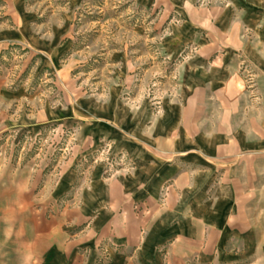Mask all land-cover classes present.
<instances>
[{
    "label": "crops",
    "instance_id": "obj_1",
    "mask_svg": "<svg viewBox=\"0 0 264 264\" xmlns=\"http://www.w3.org/2000/svg\"><path fill=\"white\" fill-rule=\"evenodd\" d=\"M151 2L182 21L173 55L185 39L198 45L176 96L156 114L147 102L125 119L109 107L81 128L82 152L101 137L128 158L112 175L102 156L79 179L0 154V264H264V0ZM243 64L257 74L256 100ZM78 108L28 113L25 91L0 80V135L85 120Z\"/></svg>",
    "mask_w": 264,
    "mask_h": 264
},
{
    "label": "rangeland",
    "instance_id": "obj_2",
    "mask_svg": "<svg viewBox=\"0 0 264 264\" xmlns=\"http://www.w3.org/2000/svg\"><path fill=\"white\" fill-rule=\"evenodd\" d=\"M216 4L225 2L196 0L200 7ZM163 9L151 0H0V31H9L0 43V80L25 91L28 113L42 107L65 110L71 100L76 109H85V120L61 119L1 134L0 154L11 165L20 162L55 177L70 167L80 179L101 164V156L107 176L124 168L128 158L113 154L101 137L82 152L81 128L109 107L119 108L125 119V108L147 102L156 114L176 96L182 65L197 54L198 45L185 39L182 53H174V33L182 21L177 14L163 19ZM246 66L241 68L245 92L256 100L257 74L250 66L244 71Z\"/></svg>",
    "mask_w": 264,
    "mask_h": 264
},
{
    "label": "built area",
    "instance_id": "obj_3",
    "mask_svg": "<svg viewBox=\"0 0 264 264\" xmlns=\"http://www.w3.org/2000/svg\"><path fill=\"white\" fill-rule=\"evenodd\" d=\"M248 70V66H246V69L244 71H247Z\"/></svg>",
    "mask_w": 264,
    "mask_h": 264
}]
</instances>
